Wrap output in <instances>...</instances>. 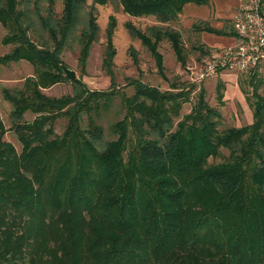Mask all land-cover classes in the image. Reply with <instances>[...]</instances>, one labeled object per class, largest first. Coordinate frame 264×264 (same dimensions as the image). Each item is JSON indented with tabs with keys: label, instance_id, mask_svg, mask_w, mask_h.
<instances>
[{
	"label": "trees",
	"instance_id": "1",
	"mask_svg": "<svg viewBox=\"0 0 264 264\" xmlns=\"http://www.w3.org/2000/svg\"><path fill=\"white\" fill-rule=\"evenodd\" d=\"M209 1L116 0L122 13L164 24L175 22L185 4ZM0 27V43L8 47L0 65L25 62L32 69L20 86L1 90L10 111L7 128L0 119V264H264V94L256 93L262 78L249 76V124L221 128L199 90L173 125L189 93L184 88L160 91L129 80L126 95L92 91L63 76V50L76 49L83 69L98 36L85 0H0ZM113 27L110 18L101 60L108 74ZM125 28L158 71L163 40L184 66L177 30ZM190 30L233 36L203 22ZM194 44L199 56L211 50ZM63 83L68 94L42 93ZM221 89L217 84L219 104ZM115 99L122 117L105 135L101 112ZM26 112L30 121L23 120ZM60 119L65 125L55 134ZM5 130L19 152L2 140Z\"/></svg>",
	"mask_w": 264,
	"mask_h": 264
},
{
	"label": "rangeland",
	"instance_id": "2",
	"mask_svg": "<svg viewBox=\"0 0 264 264\" xmlns=\"http://www.w3.org/2000/svg\"><path fill=\"white\" fill-rule=\"evenodd\" d=\"M220 5L222 7L220 10L224 12L225 15L219 17L218 20L223 21V23L226 21V23H224L223 32L232 34L234 38V31L227 18L230 3H221ZM202 6L207 8L206 5ZM89 7L93 10L98 36L89 48L84 68L81 69L77 64L76 49H64L61 54L63 66L73 71L74 77L79 79L89 90L107 91L113 88L122 91L126 95H130L132 89L127 85L129 80H139L141 83L155 87L160 91L173 90V92H177V88H184L183 90H188L189 93L185 97L186 102L181 103L178 117L174 118L172 121L173 125L180 120L183 115L189 112L197 92L203 90L206 103L217 110L219 115L218 122L221 128L241 127L251 122L252 109L250 103L252 97L251 88L248 84L249 76L255 73L264 80V63L259 64L256 68L247 72L218 70L214 75L197 81L198 74L202 71L205 65L204 62L209 59L210 55L214 51H219L233 44L231 40L229 44L223 42L222 46H218L217 44L222 40L221 37L223 36L211 33H204L205 35L202 36L190 30L192 24L202 23V21L196 22L193 18L202 17L203 8L198 9L199 6L193 5V11H187V7L184 9L185 13L181 11V15L185 14V16L192 19L191 21L182 17H177L175 22L164 24L157 22L155 18L150 16L130 17L121 12V8L116 0H106L103 5L94 3V0H85V10L87 11ZM61 9V3L56 1L54 4L55 14H59ZM110 18L114 21V27L110 35V42L114 49V55L112 57L111 74H108L103 69L101 60L104 52L105 30ZM126 24L141 32H144L146 28L151 26H169L177 30L180 34L181 43L185 51L184 66H181L176 61L169 47V43L163 40L159 42L157 46V51L161 55L162 64V70L158 71L154 65L153 58L145 51L137 39H133L127 33L125 28ZM211 28L215 29L213 25ZM3 33L4 31L0 27V40ZM197 39L199 42L201 39L202 43L217 46H214L213 48L215 49L210 50L208 55L199 56L192 50V47L195 46L194 42H198ZM7 50L8 47H4L0 43V56L6 53ZM130 54H134L133 60ZM31 74L32 69L30 65L25 62L0 65V119L4 128L9 126L8 113L10 111V106L1 98V90L20 86L23 80L31 76ZM217 84H220L222 88L221 105L215 98V87ZM69 91L70 85L63 83L54 85L47 90H42V93L48 96L59 97L60 95L68 94ZM256 93L260 96L263 95L264 85L258 87ZM101 113H103V118L99 123L104 129V134L107 135V126L122 117L120 101L118 99L113 100L107 111ZM32 118L33 115L29 112L23 114L24 121H30ZM64 125L65 121L63 119L55 121L53 124L54 133L60 134ZM2 140L12 145L16 152H19L20 145L11 131L5 130Z\"/></svg>",
	"mask_w": 264,
	"mask_h": 264
},
{
	"label": "built area",
	"instance_id": "3",
	"mask_svg": "<svg viewBox=\"0 0 264 264\" xmlns=\"http://www.w3.org/2000/svg\"><path fill=\"white\" fill-rule=\"evenodd\" d=\"M230 23L234 31L233 44L210 55L197 81L218 70L247 72L264 63V11L260 0H238Z\"/></svg>",
	"mask_w": 264,
	"mask_h": 264
},
{
	"label": "crops",
	"instance_id": "4",
	"mask_svg": "<svg viewBox=\"0 0 264 264\" xmlns=\"http://www.w3.org/2000/svg\"><path fill=\"white\" fill-rule=\"evenodd\" d=\"M221 3H230L229 5V9H228V12H227V18L229 20V24H230V19H231V14H233L234 10H235V7L237 6V3H238V0H210L209 3L206 5L207 8H205L204 6H199L198 9H201L203 8L204 11H202V17H196V18H193V20H195L196 22H205L209 25V27H211L212 25L215 27L216 30H220V31H223L224 29V23H226V21L223 23V21H219L218 18L221 17V16H224L225 13L222 12L220 9L222 8L221 7ZM187 7V11H193V5L191 4H185L183 7H182V10L181 11H184L185 13V10ZM186 11V12H187ZM184 18L188 21H191L192 19L188 18L187 16H185V14L181 15V13L178 15V18ZM193 22V21H192ZM200 35H205L204 33H200ZM221 41H219V43L217 44L218 46H222V43H227L229 44L230 41L232 40L233 41V37L232 36H229V37H221ZM200 42L202 43L201 39H200ZM204 46L210 48L211 50L212 49H215L213 48L214 46H217V45H208L206 43H202Z\"/></svg>",
	"mask_w": 264,
	"mask_h": 264
},
{
	"label": "water",
	"instance_id": "5",
	"mask_svg": "<svg viewBox=\"0 0 264 264\" xmlns=\"http://www.w3.org/2000/svg\"><path fill=\"white\" fill-rule=\"evenodd\" d=\"M61 70H62V73H63V76L67 79V80H70L74 77V72L65 68V67H61Z\"/></svg>",
	"mask_w": 264,
	"mask_h": 264
}]
</instances>
